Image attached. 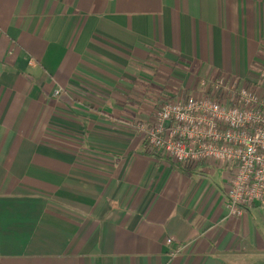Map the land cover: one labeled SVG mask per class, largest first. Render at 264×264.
<instances>
[{"label": "crops", "instance_id": "obj_1", "mask_svg": "<svg viewBox=\"0 0 264 264\" xmlns=\"http://www.w3.org/2000/svg\"><path fill=\"white\" fill-rule=\"evenodd\" d=\"M263 47L264 0H0V264H264V204L136 127Z\"/></svg>", "mask_w": 264, "mask_h": 264}, {"label": "built area", "instance_id": "obj_2", "mask_svg": "<svg viewBox=\"0 0 264 264\" xmlns=\"http://www.w3.org/2000/svg\"><path fill=\"white\" fill-rule=\"evenodd\" d=\"M257 78L262 90L239 76L209 75L201 83L204 93L178 92L155 110L151 123L136 124L151 148L178 164L212 159L226 165L227 205L236 217L264 204V60Z\"/></svg>", "mask_w": 264, "mask_h": 264}, {"label": "rangeland", "instance_id": "obj_3", "mask_svg": "<svg viewBox=\"0 0 264 264\" xmlns=\"http://www.w3.org/2000/svg\"><path fill=\"white\" fill-rule=\"evenodd\" d=\"M264 48V47H263ZM261 53H263L264 54V50L262 49L261 50ZM263 58H264V56H263ZM262 63V62H261ZM257 67H258V65H257ZM167 79H163L162 81H160L161 82V84L160 85H162L163 83H167ZM173 85V84H172ZM171 85V86H172ZM159 87L160 86H156L155 87V96L157 97V100L156 99H153L154 100V102L152 103V107H156V109L162 104L161 103V101L164 99L165 100V98L167 99V98H170V96L169 95H167L166 93H162V91H160V89H159ZM174 95V94H173ZM200 166H199V170H200ZM204 169H206V171H209V172H207V176H214V177H222V175H224V173H223V171L221 170L220 171V169H211L209 166H205V168Z\"/></svg>", "mask_w": 264, "mask_h": 264}]
</instances>
